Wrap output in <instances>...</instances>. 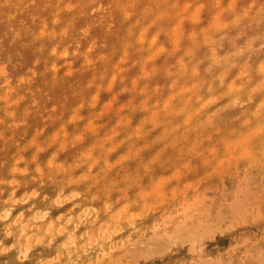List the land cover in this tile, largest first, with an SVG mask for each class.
Segmentation results:
<instances>
[{
	"label": "rangeland",
	"instance_id": "obj_1",
	"mask_svg": "<svg viewBox=\"0 0 264 264\" xmlns=\"http://www.w3.org/2000/svg\"><path fill=\"white\" fill-rule=\"evenodd\" d=\"M8 207L0 264H264V0H0Z\"/></svg>",
	"mask_w": 264,
	"mask_h": 264
},
{
	"label": "bare ground",
	"instance_id": "obj_2",
	"mask_svg": "<svg viewBox=\"0 0 264 264\" xmlns=\"http://www.w3.org/2000/svg\"><path fill=\"white\" fill-rule=\"evenodd\" d=\"M247 186V185H246ZM87 212V211H86ZM88 213V212H87ZM11 214H12V209H11V207H8V208H6L5 210H3V211H1L0 212V218H2V219H6V218H8V217H10L11 216ZM48 214V211L47 212H45L44 213V215H42V216H39L38 218H36L35 220L36 221H39V220H42L46 215ZM117 231V230H116ZM138 245V243L136 244V243H131V244H129V249H130V251L132 250V249H135V247ZM202 249V248H201ZM136 251V250H135ZM28 254V249L27 248H25V249H23V251H22V255H27Z\"/></svg>",
	"mask_w": 264,
	"mask_h": 264
}]
</instances>
